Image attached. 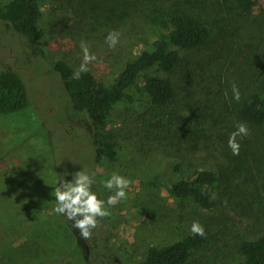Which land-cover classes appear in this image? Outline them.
<instances>
[{
	"label": "rangeland",
	"instance_id": "1",
	"mask_svg": "<svg viewBox=\"0 0 264 264\" xmlns=\"http://www.w3.org/2000/svg\"><path fill=\"white\" fill-rule=\"evenodd\" d=\"M154 5L189 8L210 25L212 41L181 51L174 74L150 71L175 85L171 108L153 106L140 77L129 91L133 101H122L110 116L117 159L98 166L92 123L75 111L55 65L66 60L79 70L83 40L97 56L88 72L113 82L148 48L145 42L159 37L146 18ZM40 28L43 39L30 43L0 21V74H19L30 97L23 112L0 115V264H139L151 247L191 235L194 221L208 240L189 264H243L241 243L264 236V130L237 137L234 155L228 140L239 122L229 108L233 83L241 95L264 79V0L250 15H240L233 0H47ZM111 30L120 32L113 48L106 43ZM174 112L180 118L165 123ZM244 152L243 171L212 188L216 208L172 195L174 183L228 169ZM80 170L94 175L92 190L105 201L115 189L102 181L114 171L132 182L88 240L53 211L54 187Z\"/></svg>",
	"mask_w": 264,
	"mask_h": 264
},
{
	"label": "trees",
	"instance_id": "2",
	"mask_svg": "<svg viewBox=\"0 0 264 264\" xmlns=\"http://www.w3.org/2000/svg\"><path fill=\"white\" fill-rule=\"evenodd\" d=\"M47 0H12L0 5V21L11 26L15 32L30 43L43 39L40 28L43 6ZM260 0H233L240 15H250ZM109 5V4H107ZM187 9L165 8L154 5L146 15L150 24L160 30V35L134 60L126 63L123 71L111 83H106L92 72H83L79 79L73 78L78 71L68 61L60 60L55 72L60 76L65 90L79 115H87L94 128L96 162L101 166L104 160L115 162L117 159L113 134L108 132L110 116L115 106L122 101H133L130 89L143 76V89L153 106L160 110L171 108L176 100V88L167 77L152 75L150 71L171 75L183 62L181 51L193 52L206 48L212 41L213 32L208 23L193 15ZM114 11L108 7L107 12ZM229 112L239 123L253 130H264V79L247 92L240 95L237 102L233 99ZM30 107V97L21 76L13 71L0 74V115L11 116ZM177 113L165 123L178 119ZM180 118V117H179ZM175 124V122H173ZM157 127V126H156ZM172 127V125H171ZM169 132L165 131V134ZM246 153L233 157L228 169L200 171L181 179L172 185L171 193L178 198H192L202 208L212 210L217 202L212 188L219 182L230 183L242 171ZM64 220L66 216L59 215ZM208 236L189 235L181 241L165 247H151L143 254L139 264H189L194 253L207 244ZM239 251L244 257L243 264H264V236L243 241Z\"/></svg>",
	"mask_w": 264,
	"mask_h": 264
},
{
	"label": "clouds",
	"instance_id": "3",
	"mask_svg": "<svg viewBox=\"0 0 264 264\" xmlns=\"http://www.w3.org/2000/svg\"><path fill=\"white\" fill-rule=\"evenodd\" d=\"M119 37V31L111 30L106 37V43L110 48H113L119 42ZM80 48L83 53V59L79 70L73 73V78L75 79H79L81 73L89 70V63L97 60V56L90 52L89 46L85 41L81 40ZM232 92L233 98L238 102L240 100V92L238 85L235 83L232 84ZM247 135H249L247 125L238 123L236 130L230 134L228 140V147L234 155H238L240 149L237 137ZM94 183V175H90L85 170H80L73 174L71 181L64 179L58 182L52 192L56 201L53 211L56 214L66 216L72 222L71 227L77 229L80 236L85 240L91 238L93 230L98 227L99 218H104L111 214L108 210L109 207H113L119 201L127 198L126 189L129 188L132 182L127 177L120 175L118 171H114L109 179L102 181L106 189H115L114 194L110 195L107 201L99 199L92 190ZM106 204L108 207L105 206ZM190 231L193 235L205 236L204 228L198 221L193 222Z\"/></svg>",
	"mask_w": 264,
	"mask_h": 264
}]
</instances>
